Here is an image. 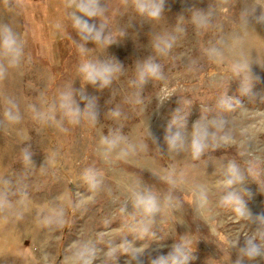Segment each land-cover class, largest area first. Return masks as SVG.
<instances>
[{"label": "rangeland", "instance_id": "obj_1", "mask_svg": "<svg viewBox=\"0 0 264 264\" xmlns=\"http://www.w3.org/2000/svg\"><path fill=\"white\" fill-rule=\"evenodd\" d=\"M261 216L264 0H0V264H264Z\"/></svg>", "mask_w": 264, "mask_h": 264}, {"label": "clouds", "instance_id": "obj_2", "mask_svg": "<svg viewBox=\"0 0 264 264\" xmlns=\"http://www.w3.org/2000/svg\"><path fill=\"white\" fill-rule=\"evenodd\" d=\"M89 15L93 14V13H88ZM153 16H156L159 14V9L157 8L155 11H153L151 13ZM82 27L86 28L87 29V25H82ZM90 30V29H88ZM98 38V37H97ZM5 43L7 44V40L5 41ZM147 68V71L149 73H151L152 75H156L158 72H159V66L158 65H154V64H148L146 66ZM87 75H86V78L92 82V83H95L96 82V79L97 77L99 76H103L104 73L103 72H98L96 71L92 66L90 65H85L84 68L82 69ZM107 71V70H105ZM143 75V74H142ZM104 84H107L109 81L107 79H104ZM171 143V141H170ZM239 174L237 173V176ZM233 181L232 180H229L228 183L231 184ZM233 199H239L238 197L235 196L234 193H229L227 196L224 197V200L226 202H230L232 201ZM144 203L147 205V210L148 211H154V201L152 200V198H147ZM242 203V202H241ZM260 219L262 221H264V216H261ZM242 251L245 253V255H247L249 258H253L255 256H258L261 254L260 252V248L253 244L251 240H248L246 241V245H245V248L242 249ZM176 264H180V261H179V258H177V261H176Z\"/></svg>", "mask_w": 264, "mask_h": 264}, {"label": "trees", "instance_id": "obj_3", "mask_svg": "<svg viewBox=\"0 0 264 264\" xmlns=\"http://www.w3.org/2000/svg\"><path fill=\"white\" fill-rule=\"evenodd\" d=\"M28 0H21V2H22V5L24 4V3H26ZM34 16H36L37 18H38V15H37V13H34Z\"/></svg>", "mask_w": 264, "mask_h": 264}]
</instances>
